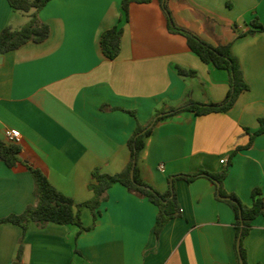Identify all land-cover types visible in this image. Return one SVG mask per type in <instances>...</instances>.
I'll return each mask as SVG.
<instances>
[{
  "label": "crops",
  "instance_id": "obj_1",
  "mask_svg": "<svg viewBox=\"0 0 264 264\" xmlns=\"http://www.w3.org/2000/svg\"><path fill=\"white\" fill-rule=\"evenodd\" d=\"M121 0H48L39 10L49 26L40 43L27 42L1 55L0 139L21 134L15 167L0 161V219L20 214L36 201L25 164L40 169L55 189L75 203L90 200L95 169L114 175L129 162L127 141L149 125L159 109L192 100L219 103L229 89L227 71L203 63L184 36L169 31L157 0L131 4L119 55L101 51L103 31L121 17ZM174 22L206 43L230 44L248 89L226 112L183 111L158 120L144 137L139 177L158 192L168 179L228 166L223 189L251 206L259 188L264 200V133H250L264 118V0H168ZM27 14L0 0V31L16 29ZM194 70L181 77L175 67ZM224 159L226 162L221 163ZM163 165V170L159 165ZM180 215L154 233L157 208L115 183L97 209H81L84 227L0 224V264H239L231 208L206 178L174 182ZM249 264H264V216L242 241ZM21 252L18 254V248Z\"/></svg>",
  "mask_w": 264,
  "mask_h": 264
},
{
  "label": "trees",
  "instance_id": "obj_2",
  "mask_svg": "<svg viewBox=\"0 0 264 264\" xmlns=\"http://www.w3.org/2000/svg\"><path fill=\"white\" fill-rule=\"evenodd\" d=\"M151 0H121V17L116 25L102 32L99 40L101 51L105 57L110 60L115 59L121 49L122 28L119 25L121 20L127 21L129 8L131 4L148 3ZM167 21L169 31L181 34L185 37L190 50L195 53L203 63L212 64L217 69L227 71L229 75V89L224 99L219 103H199L189 100L178 107H169L168 109H159L155 112L151 123L145 127L137 126L134 133L127 141L130 151L129 162L125 169L117 174L109 175L95 169L93 171L94 182L89 185L93 192L90 200L83 203H75L70 197L65 196L49 182L45 174L38 168L30 164H25L31 173L34 185L36 201L33 205L25 208L20 214L9 215L0 219L1 223H11L21 227L23 234L26 232L30 223L42 226L51 222L55 224H71L77 226L80 231L88 230L81 222V209L87 207L91 210L93 218L96 219L97 209L101 202L106 199V192L109 187L115 183L124 186L129 192L146 198L157 208V214L154 223V233L159 236L165 224L172 218L180 215V208L177 201L174 182L181 179L186 182H192L197 178H206L215 185L216 197L225 202L232 210L235 218L236 243L239 241V248L236 247L238 259L241 258L243 264H249L246 259V252L242 241L248 234L252 223L259 216H264V200L259 188H254L251 192L252 204L246 206L233 193H228L223 189L222 183L225 179L228 166L219 172L211 173L207 171H198L190 174H178L168 179L169 186L167 191L161 193L145 183L140 177L137 167V160L140 150L144 146V137L147 136L154 124L165 117L177 114L183 111H191L197 115H206L213 112H226L234 104L239 94L248 89L242 69L238 60L231 53L230 44H219L212 46L194 33L178 26L168 9V0H157ZM11 9L27 14L28 20L19 28H12L7 25L0 31V56L15 50L23 44L31 41L34 43L43 42L49 36V26L40 20L39 10L48 2V0H7ZM249 34L254 31L264 32V26L257 21L251 22ZM177 74L181 77H193L196 75L194 70L175 67ZM264 133V118L259 119L258 129L250 133L249 142L246 147L252 144L255 136ZM20 147L18 144H9L0 139V161L6 166L12 168L19 162ZM21 252V246L18 248V254ZM240 264V260H239Z\"/></svg>",
  "mask_w": 264,
  "mask_h": 264
},
{
  "label": "built area",
  "instance_id": "obj_3",
  "mask_svg": "<svg viewBox=\"0 0 264 264\" xmlns=\"http://www.w3.org/2000/svg\"><path fill=\"white\" fill-rule=\"evenodd\" d=\"M3 136H4L5 142L9 144H19L21 141V134L15 130L5 129L3 131ZM220 162L225 163L226 161L222 159ZM159 169L163 170L162 164L159 165Z\"/></svg>",
  "mask_w": 264,
  "mask_h": 264
},
{
  "label": "water",
  "instance_id": "obj_4",
  "mask_svg": "<svg viewBox=\"0 0 264 264\" xmlns=\"http://www.w3.org/2000/svg\"><path fill=\"white\" fill-rule=\"evenodd\" d=\"M0 59H1V57H0ZM238 248H239V241L237 242V249H238ZM239 260H240V264H243L241 258H240Z\"/></svg>",
  "mask_w": 264,
  "mask_h": 264
}]
</instances>
